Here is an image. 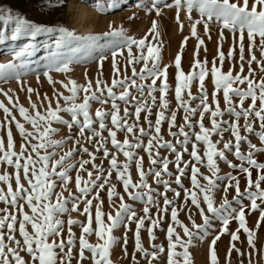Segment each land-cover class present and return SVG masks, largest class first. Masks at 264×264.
Returning a JSON list of instances; mask_svg holds the SVG:
<instances>
[{"label":"snow or ice","instance_id":"obj_1","mask_svg":"<svg viewBox=\"0 0 264 264\" xmlns=\"http://www.w3.org/2000/svg\"><path fill=\"white\" fill-rule=\"evenodd\" d=\"M56 6H62L60 0H43L41 4L42 8H47L49 11ZM119 6H121L120 0H108V8L116 9ZM140 6L149 11L155 10L157 16L161 15L157 0H151L150 6L146 4ZM163 6L175 9V20L180 30L185 26L180 19L183 12L189 21L191 36L197 40L193 62L187 73L182 69V57L188 37H184L174 57L175 109L170 107L168 99L171 88L169 83L171 65L161 63L163 45L159 40L157 21L154 20L148 33L139 39L125 35L123 29L111 30L103 34L104 37L119 39L98 45L100 72L93 87V81L87 77L85 84H79L74 79H68L65 83L54 80L50 74L53 70L63 73L71 70L73 57L69 52L62 51L75 39L71 31L63 27L31 21L20 15L14 16L11 10L0 11V25H2L0 39L27 41L17 49H13L14 60H20L19 65L0 64V80L14 78L20 81L26 73L18 69L27 66L24 58L34 53L37 38L44 33H59V39L54 41L56 51L49 56L47 70L43 75L47 77L48 83L53 85V88L56 83H61L69 93L64 95L54 88L55 107H53V98L45 93L43 100L48 103L46 109L41 112L37 104L31 100L34 92L40 99V93L30 86L27 87L28 100L33 110V113H30L28 108L19 103L18 98L13 100L9 95L10 89L8 91L0 89V93L7 97L8 104L11 105L9 107L0 101V110L4 113V119L0 121V130L6 131V144L4 137L0 136V167L12 169L11 172L5 170L0 174V185L6 186V188L0 187V203L5 205L0 208V264H72L74 258L76 264H82L85 259H90L91 264H114L111 254L118 238L113 233L120 227L125 229L122 250L127 256V233L131 231L132 223H135L133 264H139L136 253H140L147 264H153L154 261L157 264H192L189 249L193 237L196 234L207 235L215 227L214 220L220 221L221 226L210 241V264H218L216 245L225 234L230 235L226 264H231L233 250L240 256L244 255L235 244L240 240L241 230L246 234L249 248L255 249L257 233L248 226L246 210L248 213L259 211L255 225L258 229L261 222H264V207H262L264 187L261 186L264 183V162H258L256 158L257 154L264 153V76L256 79L251 65L257 63L260 71L264 73V59H258L255 54V50L258 49L261 58H264V0H165ZM2 7L0 5V8ZM99 11H105L103 4H100ZM194 12L198 17L193 15ZM211 23L219 25V41L217 55L213 57L209 69L207 56L203 61L199 59L200 48L205 45V41L198 35L197 26L202 24L205 34L211 39L209 34ZM9 26L12 28L11 36L8 34ZM225 30L233 38V47L229 48L227 55L222 50ZM237 33L240 71L233 74L234 65L224 72L223 64L226 59L230 61L234 59ZM245 33L250 56L247 60L244 56ZM149 36H152L151 41L148 39ZM86 39L99 41L101 37L90 36ZM124 48H127V54L125 70L122 72L117 57L124 55ZM106 49L111 51L110 85L101 79L104 61L108 58L105 54ZM204 50L207 52L206 46ZM70 51L74 52L75 49ZM244 63L249 65L246 75ZM138 64H142L139 71L136 68ZM128 66H131V76L127 75ZM209 75L214 86L211 102L205 83ZM36 79L39 82V74ZM194 83L197 85L195 94L192 92ZM244 85L246 87H243ZM157 92L159 96L156 95ZM81 93H83L82 101L78 102ZM221 93L225 105L223 109L220 106ZM61 100L64 102L63 106ZM248 100L250 103L245 107V102ZM109 101H111V111L97 108L93 117L90 112L91 103L98 102L105 105ZM195 101L198 103L193 106ZM121 103L124 105L123 115H121ZM154 108L156 112L153 121L151 117ZM14 110L18 112L24 123L17 119ZM181 110L183 122L177 124L178 113ZM61 113L67 114L70 119H66ZM142 113L147 128L140 123ZM206 114L210 120V127L204 123ZM225 115L233 119L225 120ZM109 118L111 127L107 123ZM241 119L243 124L240 123ZM257 122L259 130L254 127ZM54 123L65 125L69 130L74 126L78 128L79 138L75 140L76 147L65 152L58 159L53 157L56 156V149L61 148L65 140L53 138L59 131L53 127ZM97 123L98 128L95 126ZM165 123L168 126V134L175 142L164 138L162 127ZM13 124L21 138L19 151L16 150ZM25 124L30 125L31 130H28ZM173 128L177 130L173 131ZM105 131L107 136L103 135ZM86 132L91 134L86 136ZM120 132L124 133L123 141L118 139ZM227 132H230L234 142L232 139L224 140V134ZM253 134L258 137L260 146L250 139V135ZM213 135L218 136L219 139L213 141ZM145 137H147L146 143ZM82 141L93 144L95 152L84 147ZM109 142L114 151L109 150L107 146ZM221 143H223L222 149L218 147ZM242 143L247 145V151H242ZM200 144L204 147L202 155L198 147ZM141 149L148 157L147 169L144 167V157L139 155ZM160 149L174 154V160H170L168 155L161 156ZM76 151L86 154L89 159L81 158L76 163L66 164L65 161ZM100 152L103 153L104 159H108L107 169L103 167V159L100 164L95 163ZM121 153L125 157L123 162L118 160V154ZM226 153H231L240 164H233L227 159ZM184 154H188L190 159L184 160ZM217 158L245 176L246 187L243 191L240 188L238 175L232 173L220 175ZM89 164L92 170L86 167ZM133 164L138 174V179L135 181L131 174ZM170 164H174L175 173L169 170ZM200 166L207 168L210 175L202 173ZM189 168L190 174L187 171ZM73 169L76 170L74 177L76 193L70 190L73 181L70 172ZM253 169L257 171L255 180L252 177ZM81 173H86L87 178ZM113 173L122 186L123 193L118 192L117 184L112 183ZM149 176L157 186H163L162 192L149 184ZM165 176L169 179H164ZM173 176L174 181L171 179ZM182 177L189 179L190 187L182 183ZM201 179L205 183H201ZM225 180L227 183L223 187V192L227 193L229 188H234L235 196L232 201L223 198L217 207L215 193L219 184ZM173 182L178 188L183 189L184 193L183 204L179 207L176 206V201L181 196V192L171 187ZM57 188L60 191H56ZM102 191L106 192L110 206L115 208L114 215L103 211L104 199L100 195ZM65 192L68 193L67 196L64 195ZM168 192L173 193V199H169ZM125 194L132 201L143 202V215H138L132 206L125 202ZM158 197L163 198V207L160 206ZM114 198L119 199L118 205ZM189 200L198 210L203 220L202 224L195 222L188 209ZM245 200L249 201L248 205L244 203ZM81 203L84 205L82 210ZM202 204L206 206L208 214L205 213ZM233 204L236 206L234 207ZM150 206L156 207L155 218ZM169 208L171 223L168 224L165 232V247L163 243H154L157 239L154 230L161 226L164 219L161 213L166 214ZM182 209L189 211L188 220L192 224L191 229L178 219ZM72 212L85 216L86 221L73 219ZM65 214H68L66 222L60 218ZM233 220L238 226L234 231L229 232V225ZM146 221L149 222L146 231L151 250L145 248L141 238V230L145 229ZM73 226L81 229L78 254L74 253L77 238ZM177 227L182 229L183 236L177 232ZM192 229H196V233ZM93 234L97 238L96 243H91L88 239ZM86 252L90 253V257L85 255ZM251 255L252 253L249 252V264H252ZM162 256L163 260H161ZM240 264H243V261Z\"/></svg>","mask_w":264,"mask_h":264},{"label":"rangeland","instance_id":"obj_2","mask_svg":"<svg viewBox=\"0 0 264 264\" xmlns=\"http://www.w3.org/2000/svg\"><path fill=\"white\" fill-rule=\"evenodd\" d=\"M4 7L0 8V11H9L11 10L13 15H22L23 17L27 18L31 21H38L42 24H47L49 26H56V27H63L67 29L68 31H71L74 34L75 39L69 42L68 47L62 49V51L69 52L73 57V62L70 65L71 70L67 73L63 72H57L53 70L50 74L52 75L53 79L56 81H63L67 82L68 79H74L79 84H85L86 83V77L87 79H91L93 81V87H95V80L97 78L98 73L100 72L99 64H98V58L100 54V49L98 45H103L108 41H111L113 39H119V38H112V37H104L103 34L106 32H109L111 30H120L123 29L125 35L132 36L134 38H143L151 28L152 22L155 20L157 21V27L158 31L160 33L159 40L162 43V56H161V63L162 65H171L169 67V83L171 85L168 99L170 101V107L175 109L176 102L174 99V87H175V81L173 78V74L175 72L174 68V57L177 54L180 44L183 41L184 37H188L186 49L183 53L182 57V69L187 73L190 70V66L193 62V53L195 51V47L197 44L196 38L191 36V30L189 21L186 19L185 14L182 12L180 19L184 23L183 30H180L179 25L177 24L175 20V9H169L167 7H164L165 0H157V3L160 5V11L161 15L157 16L156 11L152 10L149 11L147 8L141 7V4H145V0H120V5L116 9H110L107 7V4L104 2L105 0H60V4L62 6H56L51 11H49L47 8H42L41 4L43 0H2ZM149 5L151 4V1L148 2ZM83 4V5H82ZM100 4H103L105 6V11L101 12L99 11ZM83 6V7H82ZM85 10V11H84ZM84 11V12H83ZM86 12L88 14L86 20L83 19V14ZM194 16L198 17L197 13H193ZM2 26V25H0ZM209 34L211 36V39H209V36L205 34L203 25L197 26V32L198 35L204 39L205 45H202L199 52V59L204 60L205 56H207L208 59V68H211L213 57L217 55V46L219 41V25L216 23H211L209 25ZM12 28L9 26L8 34L11 36ZM59 33H44L40 35L37 38V47L30 57H25L26 67L23 69H18L20 71L25 72L26 74L23 75L20 79V81H17L16 79H8V80H0V89H3L5 91L11 90L9 92V95L13 97V100L15 101L17 98L19 99V103L25 106L29 109L30 113H33V110L31 109L30 102L28 100V94H27V87H32L37 92L40 93V99L37 98L36 93L34 92L32 94L31 100L32 102H35L37 104L38 110L43 112L47 107V101L43 100V96L46 93L49 97L53 98V107H55V98H54V88L56 91L62 92L64 95H68L66 89L62 87L61 83H56L54 88L53 85L49 84L47 81V77L43 75L44 71L47 70L46 65L48 63L49 56L52 52L56 51L55 43L54 41L56 39H59ZM90 36H98L101 37L99 41H91L86 39ZM225 40L223 41V47L222 50L224 51L225 55H227V52L230 47H233V38L232 35L225 30L224 32ZM238 36L237 33V39H236V52L234 55L233 60L226 59L223 64V71L227 72L230 67L234 65L233 68V74L240 71V61H239V48H238ZM85 38V39H81ZM149 41L152 40V36L148 37ZM27 41L21 39V40H12V39H0V64H7V63H16L19 65L20 60H14L13 56V49H17L19 46H21L23 43ZM258 43V41H257ZM245 52L244 56L245 59H249V53L247 50L248 40L247 35L245 33ZM207 47V52H205L204 48ZM71 49H75L74 52H71ZM133 51L136 52V49L133 48ZM124 55L118 56L117 59L121 66V71L124 72V65L126 64L125 56L127 54V48L123 49ZM105 54L107 55V59L104 61L103 65V75L101 76V79L105 80L109 85L111 83V51L105 50ZM255 54L258 59H264L261 58L260 52L258 49L255 50ZM217 66H219V61L217 60ZM140 67H142V64L136 65L137 71H139ZM248 67L249 65L247 63H244V74L246 75L248 73ZM252 69L255 72V78L259 79L261 76H264V73L260 71V66L257 63H253L251 65ZM37 74L40 76L39 82H37ZM127 75L131 76V66L127 67ZM139 82V81H138ZM150 82V81H149ZM206 87L209 92V101L211 102V93L213 91V83L211 76L209 75L206 78ZM159 84V81H158ZM243 87H246L244 85ZM24 89V90H21ZM119 90H117L118 92ZM192 92L195 94L197 92V85L196 83L192 86ZM106 95V94H105ZM137 95H139L137 93ZM157 96H159V93H156ZM83 93L80 94V100L78 102L82 101ZM0 101H3L6 105L11 107L10 104H8L7 97H5L2 93H0ZM198 101L193 102V106L197 104ZM250 103V100L245 102V107L248 106ZM64 102L61 100V105L63 106ZM121 115H123V108L124 105L121 103ZM220 106L223 109L224 108V102L222 93L220 94ZM97 108H103L106 111H111V101H109L108 104L101 105L98 102H92L90 112L94 117L95 111ZM155 112L156 109H153V115L151 119L155 120ZM14 114L17 116V119L20 120L21 123H24L23 119L19 116L18 112H15ZM66 119H70V117L67 116V114L61 113ZM182 116L183 111L181 110L178 113V119L177 124L182 123ZM198 118V116H197ZM4 119V113L2 110H0V121ZM225 120L233 119L227 115L224 117ZM108 126L111 127L110 118L107 121ZM140 123L147 128V124L144 121V113L141 114V120ZM204 123L207 127H210V120L206 114ZM241 124H243V119L240 121ZM26 128L28 130H31V126L28 124H25ZM98 128V123L95 125ZM53 127L59 129V131L53 136L54 139H64L65 143L61 146V148L56 149V156L53 157V159H58L59 156L63 155L65 152L69 151L73 147H76L75 140L78 137V128L73 127L71 130H69L65 125L54 123ZM167 123H165L162 127V134L164 135V138L166 140H172L175 142L174 138L171 137L167 132ZM256 130H259L258 122L254 125ZM176 128H173V131H176ZM187 130V129H186ZM199 129L197 128L196 131ZM12 131L14 135V139L16 141V150L19 151V145H20V137L19 134L15 128V125H12ZM90 132H86L85 135H90ZM242 131V135H243ZM103 135L107 136V132L105 131ZM0 136H3L5 139L6 144V131L0 130ZM71 137V139H69ZM118 139L123 141L124 139V133L120 132L118 133ZM131 139V137H129ZM194 139V138H193ZM219 139L218 136L213 135L212 140L216 141ZM229 139H232L234 142V138L231 137L230 132H227L224 134V140L227 141ZM250 139L253 143H257L258 146L259 140L258 137H256L254 134L250 135ZM35 142V141H33ZM83 142V141H82ZM147 142V137H145V143ZM84 147H88L90 151L95 152V148L93 147V144L83 142ZM110 151H114L112 149V145H107ZM200 148V154H203L204 147L202 144L198 145ZM219 148H223V143L218 145ZM189 151L191 150V143L188 145ZM51 151V149H49ZM242 151H247V145L242 143ZM161 156L168 155V158L170 160H174V154H169L167 150L160 149ZM139 155L144 157V167L147 169L149 167V161L147 154L141 149L139 150ZM227 159L230 160L233 164H240V161L237 160L231 153H226ZM81 158L83 159H89V157L86 154H83L80 151H76L73 153V156L70 157L67 161H65L66 164H73L79 161ZM256 158L258 159V162H264V153L257 154ZM103 159V167L107 169L109 167L108 159L103 158V153L100 152L97 154V159L95 161L96 164H100L101 160ZM184 160H189L190 157L188 154H184L183 157ZM118 160L123 162L125 160V157L121 154H118ZM217 162L220 168V175L224 176L228 173H232L233 175H238L240 178V188L241 191L244 190L246 187V179L243 174L238 173L236 170L230 168L228 164L224 161L219 160L217 158ZM183 166V165H181ZM199 166V165H198ZM78 167V165H77ZM89 170H92L91 164L86 166ZM201 167V172L205 175H210L207 168ZM9 171L11 172L12 169L0 167V174L3 173V171ZM169 170L173 173H175L176 169L174 167V164L169 165ZM190 174V168L187 170ZM83 176L86 177V173H81ZM131 174L133 177V180L138 179V174L135 169V165L133 164L131 167ZM70 175L73 177V181L70 185V190L73 193H76V188L74 184V177L76 175V170L73 169L70 172ZM252 177L253 180L257 177V171L255 169L252 170ZM164 179H169V177L165 176ZM172 181H174L175 177H171ZM112 183L117 184V191L123 193L122 186L117 182L115 173H113V176L111 178ZM149 184L154 188L158 189V191L162 192L163 186H157L151 176L148 177ZM182 183L190 187V182L188 178L182 177ZM201 183H205L203 179H201ZM227 183V181H223L219 184L218 190L215 193V205L218 207L220 203L222 202L223 198H227L229 201H232L233 197L235 196V189L229 188L227 193L223 192V187ZM14 186V185H13ZM264 187V183L261 185ZM0 187H5L4 185H0ZM172 188L177 189L181 192V196L176 201V206H180L183 204L184 201V193L183 189L178 188V186L173 182L171 185ZM56 191H60L59 188L56 189ZM65 196L68 195L67 192L64 193ZM101 197L104 199V205H103V211L107 214L111 212L113 215L115 214V208L110 206V203L107 199L106 192H101ZM155 195V194H154ZM169 199H173V193L168 192ZM91 198V197H89ZM125 202L129 203L133 210L138 213V215H143L142 209L144 207L143 202L139 201H132L128 198V196L125 194L124 196ZM116 205L119 204V199L114 198ZM159 204L161 207H163V198L158 197ZM244 203L246 205L249 204L248 200H245ZM259 203V201H258ZM95 205V201H94ZM70 206V205H69ZM202 206L205 208V213H207V208L205 205L202 204ZM235 207L236 205L233 204ZM5 207L3 203H0V208ZM84 205L83 203L80 204L81 210L83 209ZM264 207V205H262ZM188 209H190L191 214L197 224H202L203 220L201 216L199 215L198 210L195 208V206L191 205V202L189 200L188 202ZM27 210V209H26ZM94 208H93V215H94ZM151 213L153 217L156 216V207L150 206ZM170 211L169 208L168 212L166 214L161 213V215L164 216V219L161 223V226L154 230V234L156 235L157 239L154 241L156 244H165L166 247V240H165V232L168 227V224L171 223L170 218ZM189 211L187 209H182L179 212L178 219L182 221L184 224L188 225V227L191 229L192 224L188 220ZM71 217L73 219H77L80 221H86V217L79 215L77 212H72ZM61 219L65 220V222L68 219V214H65L60 217ZM259 218V211L248 213L246 210V219L248 220V226L250 228H253L257 235L255 238V249L249 248L246 241V234L243 233V230L239 232L240 240L236 241V247L240 248L241 251L244 253L243 256H240L237 254L235 250L231 253V264H240L241 261H243V264H249V256L248 253L251 252V261L252 264H264V222H261L260 227L258 229L255 228L256 221ZM105 221L107 222V215H105ZM215 227L209 231L207 235L201 236L199 234L194 235L192 244L190 246V254L192 259V264H210L209 260V247H210V241L213 238V236L216 234L218 229L220 228V221L214 220L213 221ZM149 226V222H145V229L141 230V238L142 242L145 246V248H148L151 250L150 247V241L148 238V234L146 231V228ZM175 226V225H174ZM237 222L232 221L229 225V232L234 231L237 228ZM93 228H95V223L93 222ZM131 231H128L127 237H128V244H127V252L128 255H124V251L122 250V244H123V234L125 232V229L123 227H120L119 229L115 230L113 235L118 238V242L114 245L112 249L111 259L114 262V264H133L132 261V253L134 251V232H135V223L130 224ZM29 231L31 229L29 228ZM73 231L76 233L77 238V244L74 247V253L78 254V238L81 232V229L78 226H73ZM194 233H196V229H192ZM65 238L67 234V225L65 224ZM177 232L183 236V231L181 228L177 227ZM18 237V233H17ZM19 238V237H18ZM89 241L91 243H96L97 238L93 234L92 236L88 237ZM230 246V235L225 234L221 237V239L217 242L216 248L218 253V264H226V258H227V250ZM180 251L181 249H177ZM86 256L90 257V253L86 252ZM137 260L139 261V264H147V261L141 256L140 253H136ZM164 257H161V260H163ZM72 264H76V259L74 258L72 260ZM82 264H91L90 259H85ZM153 264H157V262H153Z\"/></svg>","mask_w":264,"mask_h":264},{"label":"bare ground","instance_id":"obj_3","mask_svg":"<svg viewBox=\"0 0 264 264\" xmlns=\"http://www.w3.org/2000/svg\"><path fill=\"white\" fill-rule=\"evenodd\" d=\"M150 1H151V0H145L144 3H145V4H149L148 2H150ZM104 2H105L106 4H108V0H105ZM82 5H83V4H82ZM82 7H83V6H82ZM84 11H85V10H84ZM84 11H83V12H84ZM82 16H83V19L86 20L88 14H86V12H85Z\"/></svg>","mask_w":264,"mask_h":264},{"label":"built area","instance_id":"obj_4","mask_svg":"<svg viewBox=\"0 0 264 264\" xmlns=\"http://www.w3.org/2000/svg\"><path fill=\"white\" fill-rule=\"evenodd\" d=\"M0 5H2L4 7V4H3L2 0H0ZM20 16H22V15H20Z\"/></svg>","mask_w":264,"mask_h":264}]
</instances>
